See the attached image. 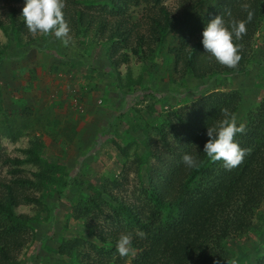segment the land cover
Listing matches in <instances>:
<instances>
[{
    "label": "rangeland",
    "instance_id": "rangeland-1",
    "mask_svg": "<svg viewBox=\"0 0 264 264\" xmlns=\"http://www.w3.org/2000/svg\"><path fill=\"white\" fill-rule=\"evenodd\" d=\"M106 1L91 0L90 9L100 11ZM220 2L163 0L162 5L176 14L197 3L194 11L205 18ZM25 3L0 0V18L7 20L10 8L22 10ZM136 3H128L125 18L145 30L149 11L157 5L152 0ZM69 37L64 44L54 34L28 32L18 39L0 30V183L16 178L14 167L2 160L25 158L23 151L34 142L44 161L58 166L45 179L33 175L37 165L18 167L17 176L33 181L22 192L32 201L15 208L17 216L28 218L27 242L15 254L23 264H84L81 257L58 253L62 240L81 237L89 242L88 226L103 233L124 230L114 208L116 202L137 207L147 202L143 186L156 162L152 156L161 147L154 115L173 114L213 91L236 90L241 96L235 116L239 123L264 96V19L238 73L200 80L180 68L175 72L167 49L158 52V59L143 61L130 48L118 46L115 59L125 55L128 63L114 68L107 34ZM142 87L155 92L143 95ZM92 198L101 213L93 210L78 219L74 208L82 203L88 209ZM227 250L228 257L218 264H256L264 255V205L252 227L227 242ZM116 256L127 262L132 257Z\"/></svg>",
    "mask_w": 264,
    "mask_h": 264
},
{
    "label": "trees",
    "instance_id": "trees-1",
    "mask_svg": "<svg viewBox=\"0 0 264 264\" xmlns=\"http://www.w3.org/2000/svg\"><path fill=\"white\" fill-rule=\"evenodd\" d=\"M90 1L64 0L63 12L71 30L69 35L93 33L105 37L107 34L105 40L113 53L110 59L114 68L128 63L125 55L115 59L118 46L130 48L132 54L143 61H154L158 59V52L167 49L173 58L174 71L180 68L183 74L197 80L238 73L248 60L264 19V0H221L205 18L194 11L197 3L173 14L162 5L163 0H152L157 6L150 9L143 30L142 26L125 18L128 3L133 0H107L96 12L90 9ZM134 1L136 5L140 4V0ZM245 4L249 9L243 8ZM228 10L231 16L227 15ZM249 10L253 13L250 22L247 21ZM21 15L22 10L10 8L6 13L7 20L0 18V30L6 36L12 34L18 39L28 33ZM218 15L229 27L233 20L246 22V34L235 40L241 56L235 68L219 64L205 52L201 42L206 24ZM3 59L0 55V63ZM140 92L144 95L155 91L142 87ZM124 96L130 95L126 93ZM240 103L241 96L236 90L213 91L198 97L191 105L180 107L173 114L154 115V130L161 147L152 154L156 162L150 164V175L148 173L147 183L143 186L147 202L138 207L116 202L115 217L124 228L120 234L103 233L99 227L88 226L89 242L81 237L64 239L58 253L65 257H81L84 264L223 262L228 257L227 242L248 231L258 209L264 205V96L237 123L238 126L244 124L246 131L237 134L235 141L248 150L239 166L228 170L222 161L212 162L203 152L208 140L207 129L217 128L222 120L229 118L224 110L229 116H236ZM23 152L25 158L6 157L2 160V164L14 167L11 173L16 178L9 183H0V264H23L17 261L15 254L27 242L24 225L28 218L17 216L15 208L21 202L32 201L22 192L33 181L17 176L20 173L18 167L25 163L37 165L39 170L33 175L40 179L58 170V166L44 161L38 152V142ZM185 154L192 155L197 166L187 167L182 162ZM83 205L80 203L74 208L78 219L93 210L101 213L93 198L88 209L85 210ZM137 230L146 234L143 239L136 235ZM129 232L133 234V251L127 262L116 256V244L122 233ZM256 264H264V255L256 260Z\"/></svg>",
    "mask_w": 264,
    "mask_h": 264
},
{
    "label": "clouds",
    "instance_id": "clouds-1",
    "mask_svg": "<svg viewBox=\"0 0 264 264\" xmlns=\"http://www.w3.org/2000/svg\"><path fill=\"white\" fill-rule=\"evenodd\" d=\"M64 0H26L22 8L24 23L32 34L53 35L60 39L64 44L69 43L70 27L64 18ZM244 9H249V5H243ZM231 16V11H227ZM253 17L252 11L247 12V21ZM247 32L245 21H231V25L226 26L225 20L218 15L206 24L202 32V45L206 53H209L215 60L228 68H235L240 59V46L235 40L242 39ZM225 116L229 117L222 120L217 128H208V140L204 144L203 152L212 162L222 161L226 169L230 170L239 166L248 150L241 148L235 141L237 134L246 131L244 124L237 125L235 115L229 116L224 110ZM182 162L187 167L197 166L196 159L189 154L182 157ZM140 238L145 237L141 230L136 231ZM133 234L122 233L116 244V251L120 256H127L132 250Z\"/></svg>",
    "mask_w": 264,
    "mask_h": 264
}]
</instances>
